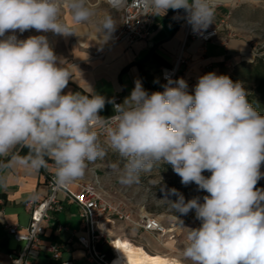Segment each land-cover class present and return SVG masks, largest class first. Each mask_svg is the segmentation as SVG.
Segmentation results:
<instances>
[{
    "label": "clouds",
    "instance_id": "9594fccd",
    "mask_svg": "<svg viewBox=\"0 0 264 264\" xmlns=\"http://www.w3.org/2000/svg\"><path fill=\"white\" fill-rule=\"evenodd\" d=\"M62 3L0 0V171L37 174L51 161L54 184L64 188L105 157L107 148L123 160L122 168L112 167L124 185L138 183L157 164H170L182 184L208 193L203 203L199 197L185 202L182 195L170 201L183 215L194 209L200 221L187 228L183 258L191 264H264V190L256 188L264 178V115L243 85L209 72L199 77L194 94L183 78H168L162 92L149 94L137 80L105 118L99 115L104 96L90 88L87 94L63 93L71 72L46 36H17L32 29L71 33L60 19ZM66 3L76 23L94 15L87 0ZM144 8L156 16L184 9L193 31L206 30L215 16L213 0H144ZM116 26L111 16L102 19L105 41ZM18 146L28 152L15 153ZM6 181L0 176V183ZM169 194L178 193L172 188Z\"/></svg>",
    "mask_w": 264,
    "mask_h": 264
},
{
    "label": "crops",
    "instance_id": "0c3cea01",
    "mask_svg": "<svg viewBox=\"0 0 264 264\" xmlns=\"http://www.w3.org/2000/svg\"><path fill=\"white\" fill-rule=\"evenodd\" d=\"M216 1L213 25H218L221 20L225 24L220 27L218 36L207 42L196 38L185 39L183 24L175 23L170 18L173 9H169L165 15H155L150 34L131 45L113 40L120 28V14L118 27L106 41L92 26L76 23L72 14H65V11L62 12L61 21L69 27L71 33L60 35L32 29L22 34L17 32V36L19 39L46 36L59 60L64 61L63 67L71 72V78L63 93L87 94L90 88L94 93L105 97V107L99 112V115L105 117L114 112L112 102L108 101L119 97L122 104L130 96L137 80L149 94L158 91L162 86L161 69L172 66L179 56V79L183 78L187 82L189 90L195 89L199 77L209 72L224 75L244 57L251 59L249 53L252 45L248 39L230 35L235 29L230 16L238 6L237 0ZM14 152L25 155L28 149L18 146ZM51 163L50 161L47 169H41L37 174H28L22 169L0 171V176H7L6 183H0V264H9V249L15 246V242L7 234L6 224H17L20 227L27 225L29 214L25 209V202L33 195H47L45 177L53 170ZM106 165L111 164H106L101 158L90 162L85 175L76 181H89L96 173L105 194L124 188L116 180L117 172L114 169L107 170ZM62 201L63 208L60 211L50 212L40 235V244L43 246L47 243H63L66 244L65 249L59 259L51 258L42 249L36 251V259L32 264H100L87 260L84 250L70 242L80 233L79 209L68 199ZM129 207L132 209L130 204ZM140 207L133 208V213L139 211ZM159 220L165 226L175 223L177 227L174 233L159 236L142 231L128 222H117L113 235L122 243V247H133L150 256L160 255L169 264H191V261L182 256L187 235L183 231L188 224H179L180 220L177 218L169 223ZM108 256L111 258L110 254Z\"/></svg>",
    "mask_w": 264,
    "mask_h": 264
},
{
    "label": "built area",
    "instance_id": "2783aa9c",
    "mask_svg": "<svg viewBox=\"0 0 264 264\" xmlns=\"http://www.w3.org/2000/svg\"><path fill=\"white\" fill-rule=\"evenodd\" d=\"M106 2L120 14V28L113 36L114 41L131 45L150 34L155 15L144 8V0H106ZM213 4L215 7L217 1L213 0ZM186 17L187 12L184 9L170 13V18L175 23L183 24L185 39L196 38L201 42L215 39L220 27L225 24L224 20H221L218 25L211 24L206 30L193 31ZM180 62L181 56L172 66L161 69L162 86L158 91L164 90L163 86L167 84L168 78L173 81L179 79ZM114 104H120L119 97L112 100L113 109ZM114 114L115 112L105 118ZM100 139L104 142L105 137L102 132H100ZM51 166L53 170L49 171L45 177L47 195L44 197L33 195L25 202V209L29 214L27 225L20 227L17 224H6L7 234L15 242V246L9 249V264H32L36 259L35 252L41 249L53 259L61 257L66 244L47 243L41 246L40 235L43 233L50 212L60 211L63 208L62 199L75 203L79 209L80 233L70 242L81 247L89 261L100 264L113 263L117 257L115 246L117 237L113 235L114 225L117 222H128L142 231L159 236L174 233L177 227L175 223L163 225L153 213L147 212L143 205L134 214L129 207L128 199L110 200L102 190L100 178L94 172L89 181H75L67 187L57 188L54 184L55 168L52 163ZM105 167L109 171L112 170L111 165Z\"/></svg>",
    "mask_w": 264,
    "mask_h": 264
},
{
    "label": "rangeland",
    "instance_id": "374dc122",
    "mask_svg": "<svg viewBox=\"0 0 264 264\" xmlns=\"http://www.w3.org/2000/svg\"><path fill=\"white\" fill-rule=\"evenodd\" d=\"M237 3L238 6L230 16V21L235 26L230 35L234 37L243 36L248 39L252 45L249 53L251 59L249 60L247 56L244 57L238 64L231 66L230 70L224 75L229 76L233 82H240L249 94L254 90L255 83L246 74V65L251 64L256 55L264 56V0H237ZM87 5L93 10L94 15L88 22H83V24L92 26L96 33L102 35L100 22L105 16H111L117 25L116 27H118L119 12L112 8L106 0H87ZM63 11H65V14H72L66 0H63L61 6L60 19ZM188 92L194 94V90H188ZM101 142L103 144L102 140ZM104 146L107 148L106 144ZM101 160L106 164H111V166L119 164L121 168L123 167V160L110 148H107V154ZM261 172L264 173V163L261 165ZM202 174L206 177L211 175L207 171ZM116 176V180L119 182L118 173H116ZM120 185L124 188L106 194L110 200L128 199L132 209L143 205L147 212L153 213L158 219L164 220L166 223L173 221V218H177L180 220L179 224H188L183 232H187V228H198L200 226V221L195 217L194 209L187 215H183L173 208L170 201H176L179 195H182L185 202L199 197L200 202L203 203V197L208 193L198 190L195 183L182 184L181 178L173 171L170 164H157L150 171L142 172L138 183L132 185L120 183ZM172 188L177 190V195L169 194V190ZM256 188L264 190V178L258 181Z\"/></svg>",
    "mask_w": 264,
    "mask_h": 264
},
{
    "label": "trees",
    "instance_id": "16d2710c",
    "mask_svg": "<svg viewBox=\"0 0 264 264\" xmlns=\"http://www.w3.org/2000/svg\"><path fill=\"white\" fill-rule=\"evenodd\" d=\"M246 74L254 81V90L248 94L253 107L264 115V56L256 55L254 61L246 65Z\"/></svg>",
    "mask_w": 264,
    "mask_h": 264
},
{
    "label": "bare ground",
    "instance_id": "6f19581e",
    "mask_svg": "<svg viewBox=\"0 0 264 264\" xmlns=\"http://www.w3.org/2000/svg\"><path fill=\"white\" fill-rule=\"evenodd\" d=\"M121 239V238H120ZM118 238L115 239L117 257L112 264H169L166 259L160 255L150 256L145 253L138 252L133 247L121 245Z\"/></svg>",
    "mask_w": 264,
    "mask_h": 264
}]
</instances>
